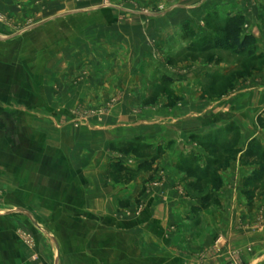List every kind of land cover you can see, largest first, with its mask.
I'll return each mask as SVG.
<instances>
[{
    "label": "crops",
    "instance_id": "1",
    "mask_svg": "<svg viewBox=\"0 0 264 264\" xmlns=\"http://www.w3.org/2000/svg\"><path fill=\"white\" fill-rule=\"evenodd\" d=\"M165 5L140 17L112 4L113 12L98 15L100 27H112L106 39L100 31L96 45L64 63L63 78L91 71L96 104L104 101L105 82L118 100L87 132L72 136L74 119L55 123L57 144L46 147L60 155L50 165L64 172L46 175V188L36 191L39 211L55 220L47 229L67 235H50L56 249L46 250L45 264H264V206L249 200L264 199L261 187L250 188L259 165L242 158L251 140L264 150V0ZM208 15L221 22L244 17L243 34L256 42L254 67L244 70L246 58L230 51L192 48ZM109 145L120 165L128 163L125 184H105ZM34 204L18 211L40 229ZM8 244L0 247L8 257L0 264H38L16 240Z\"/></svg>",
    "mask_w": 264,
    "mask_h": 264
},
{
    "label": "rangeland",
    "instance_id": "2",
    "mask_svg": "<svg viewBox=\"0 0 264 264\" xmlns=\"http://www.w3.org/2000/svg\"><path fill=\"white\" fill-rule=\"evenodd\" d=\"M166 2L167 0L150 3L144 0H0V92L5 98L0 104L6 107L1 109L3 117L0 118V247H5L9 239L16 240L22 245L29 260L38 264H45L46 250L50 249L52 254L54 250L55 253L56 246L48 238L54 234L59 237L67 234L56 228L47 229L55 220L52 214L39 211L42 201L36 188L38 184L46 188V175L56 174L57 170L60 173L64 171L63 166L50 165L53 157L60 155L56 151L54 155L46 144L48 147L57 144L52 138L55 136L52 134L56 130L55 123L68 118L74 119V123L68 128L72 136H76L78 132H87V126L99 123L117 103V97L109 95L111 86H105V82L104 101L96 104L94 91L98 86L91 71L86 68L72 77L63 78L64 63L75 61L80 50L85 52L86 46L96 45L97 40H100V31L104 33L103 41L106 39L105 36L110 34L112 27L110 23L100 27L98 15L113 12L110 9L112 4L132 9L141 17L161 12L166 7ZM99 6L104 7L101 11H96ZM78 12L81 15H77ZM60 13L73 15L57 19L56 16ZM213 18L208 15L204 19L206 30L202 31L201 38L205 35H219L222 22ZM38 24L41 25L37 26ZM251 60L246 58L240 63L244 70L254 67ZM98 91L102 93L100 87ZM35 130L41 133L39 139L35 138ZM35 141L39 144L44 141L45 144L36 148ZM119 151L126 154L129 149L122 148ZM114 152L115 148L109 145L106 150L110 157L106 171L108 181L105 184H125L131 177L127 170L128 163L120 165L116 156L113 157ZM89 161L91 162V158L87 157V162ZM258 169L259 166L256 171ZM250 185V188L257 186L264 190V181ZM34 195L36 198L33 200ZM249 200H257L259 205L264 206V199L260 195ZM33 203L35 210L39 212L32 215L39 219L40 229L32 224L30 214L18 211L32 209ZM5 238L8 242L2 246ZM0 253V260L8 258L1 250ZM231 264L239 262L235 259Z\"/></svg>",
    "mask_w": 264,
    "mask_h": 264
},
{
    "label": "trees",
    "instance_id": "3",
    "mask_svg": "<svg viewBox=\"0 0 264 264\" xmlns=\"http://www.w3.org/2000/svg\"><path fill=\"white\" fill-rule=\"evenodd\" d=\"M244 17L231 15L222 19V27L215 37L205 35L192 46L194 50H223L245 58L255 59L256 42L251 34H243ZM243 159H254L259 165L258 171L252 175V182L259 183L264 177V150L255 141L248 143L247 149L242 155ZM152 158V160H154Z\"/></svg>",
    "mask_w": 264,
    "mask_h": 264
}]
</instances>
